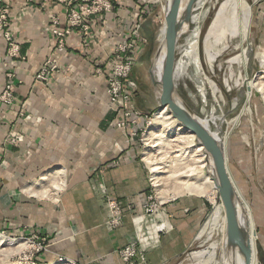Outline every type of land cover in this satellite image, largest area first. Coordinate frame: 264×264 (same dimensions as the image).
<instances>
[{"label": "crops", "instance_id": "0c3cea01", "mask_svg": "<svg viewBox=\"0 0 264 264\" xmlns=\"http://www.w3.org/2000/svg\"><path fill=\"white\" fill-rule=\"evenodd\" d=\"M6 1L20 48L4 66L6 43L0 35V93L10 81L14 95L11 104L0 103V229L45 241L44 258L63 256L78 264H120L117 250L127 244L143 250L145 264L179 257L196 237L197 202L170 205L164 213L166 233L159 239L155 220L144 213L147 168L138 158V130L158 103L150 68L153 91L141 77L154 5L113 0L112 11L95 16L87 33L67 37L57 55L59 71L37 81L34 75L53 47L50 15L63 17V8L53 1L43 7ZM131 38L136 47L130 79L137 86L132 103L140 116L138 125L121 129L108 105L105 77L115 45ZM7 71L13 73L10 79ZM56 169L64 171L59 190L45 179ZM107 199L121 207L117 226L109 224Z\"/></svg>", "mask_w": 264, "mask_h": 264}, {"label": "rangeland", "instance_id": "374dc122", "mask_svg": "<svg viewBox=\"0 0 264 264\" xmlns=\"http://www.w3.org/2000/svg\"><path fill=\"white\" fill-rule=\"evenodd\" d=\"M147 1L154 5L153 12L150 15L152 37L151 40L147 42L145 47V51L148 53V61L143 66H141L143 67V70H141V77H143V79H145L149 85L150 80L147 69L151 68L152 63L155 60L156 52L161 44L164 34V18L162 7L165 0ZM200 2L201 0H195L193 4L194 9L192 10L187 29L180 35L177 41L174 73L175 89L177 94L191 109V111L201 119L206 118L211 130H215V134L223 139L228 171L231 175L236 190L239 193L238 195L240 197L241 207L247 210L246 213L249 211L251 215L254 230L253 236L255 244L257 243L258 249L257 258L259 259L260 264H263L264 0H247L252 8L250 25L251 32L249 40L252 41L253 45L250 51L248 64L246 65L245 69H242V74H246L250 78H255L254 80L258 85H256V87L251 90L250 96L247 100L246 96L244 95L247 87L238 88L236 86H232L230 88L227 87V89L226 87H221V83L224 81V74L229 73L230 66L228 58L235 56L237 53H235V51L233 52L232 50L219 52L217 56H219L218 60H221V66L219 67L218 74L212 73L211 75L213 79L220 85V90L223 96L220 101H216L214 99L212 91L204 79L202 85L200 86L195 82L192 77L193 73H199L200 69L192 61H189L188 67L186 69H179L180 63L183 61V59L185 60L184 53L196 27L199 25L201 29L199 36L200 52L203 51V47L206 44L207 32L212 31V29L216 27L214 13L219 3L216 2L215 5L212 6L210 1H205L204 5H202ZM192 15H198L199 20H192ZM223 38H225L224 40L227 46L235 44L239 40L238 35H233L231 33L230 27L225 32L224 37H222V35L219 33L214 32V34L208 38V43L212 47L213 51L217 52V50L225 48L223 47ZM255 49H260L263 52L262 62H260L258 58L254 57ZM216 64L218 65L219 62H215L214 64V67L217 69L218 66ZM202 73L205 72L202 70ZM149 87L150 90L153 91L152 84H150ZM156 92L158 93L157 86L155 93ZM233 100L236 101L234 106H232ZM158 109H160L159 102L156 104L154 109H152L151 113H148L147 117L149 118V122L143 123V126L141 127L142 129L140 133H138L137 137L138 158L144 162L147 168V193L145 196L144 213L146 215H150V217L155 220L154 225L158 232L157 236H159V239H161L166 233L167 223L165 221L166 215H164L165 210L177 201L183 200L185 203H188V201H196L197 204H194L193 211L201 213L199 227L195 233L196 237L192 240L183 254H181L176 259L165 261L163 264H202L205 257H202L199 254V251L206 249L208 243L212 241V238H208L205 235L198 237V233H200V230L204 227L214 205L209 199L208 195L181 192L180 185H182V183L186 180H192L191 175L187 176L186 173L185 175L183 173L187 167L179 169L173 176L170 175L171 172L164 173L162 176H160L161 178H157L160 179V184H154L155 181L152 178L153 175L150 170V165L146 162V160H144L147 152L153 153V161L160 162V166H163L164 164H172L173 166L175 165L174 167H176L178 165L180 166L179 163L186 159L187 156L185 154V150L190 149L189 146L182 144L180 138L178 137L179 135L168 130L169 134L168 138L166 139L173 140L165 141L160 152L154 150L155 148L152 145L155 142L153 139L147 137V132L151 129L150 119ZM237 113L239 114L237 122L230 123V121L236 115H238ZM157 126L159 128L163 127L162 124H158ZM183 164H185V162ZM149 197L151 198L148 199ZM215 200L220 202L217 191ZM148 203L157 204L156 212L149 213L146 211ZM248 219L249 218H247V220ZM0 235L16 239V243L12 245L0 242V264H62L64 261L68 260L70 261V264H78L72 259L63 256H56L52 259L44 258L42 254L47 249V243L45 241L30 240L28 236L14 235L1 229ZM220 235L221 234L219 233L218 237L216 235L214 239L220 240ZM220 255L221 250L218 248L216 259H219Z\"/></svg>", "mask_w": 264, "mask_h": 264}, {"label": "bare ground", "instance_id": "6f19581e", "mask_svg": "<svg viewBox=\"0 0 264 264\" xmlns=\"http://www.w3.org/2000/svg\"><path fill=\"white\" fill-rule=\"evenodd\" d=\"M205 1H210L212 6H214L216 2L219 3L214 13V20L216 21V27L212 29V31H208L206 34V44L203 47V51H202L203 54L199 50V36L201 29L199 25L196 27L195 31L192 34V38L188 42V46L184 53L185 60L183 59V61L180 63L179 69L180 70H182L183 68L186 69L188 67L189 61H192L200 69L199 73L197 74L193 73L192 77L195 80V82L200 86L202 85L204 79L207 82L208 86L210 87L214 99L216 101H220L223 98L222 92L220 90V85L213 79L211 74L212 73L218 74L219 67L221 66L220 63L221 60H218L219 56H217L219 52H224L226 50H232L233 52L235 51V53L237 54L233 57L228 58V62L230 66L229 73L224 74V81L221 83V87L223 88L226 87V89L227 87L230 88L232 86H236L238 88L247 87L246 91L244 92V95L246 96V100H247L250 96L251 90L254 87H256V85H258L257 82H255L254 80L255 78H250L248 75L242 74V69H245L246 65L248 64L250 51L253 45L252 41L249 40L250 32H251V26H250L251 14H252L251 5L247 2V0H201L200 3L204 5ZM192 20H196V21L199 20L198 15H192ZM229 27L231 28V33L233 35L239 36V40L235 44L227 46L224 40L225 38H223V44H224L223 47L225 48L221 50H217V52L213 51L212 47L208 43V38L212 34H214V32H217L220 35H222V37H224V34ZM163 55H164V47L162 45L153 66L156 75L160 73ZM254 57L258 58L260 62H262L263 52L260 49H255ZM215 62L216 63L219 62L218 65L216 64L218 66L217 69L214 67ZM202 70L205 73H202ZM174 73H175V69H174ZM235 104L236 101L233 100L232 106H234ZM238 118H239V114L236 115L233 119L231 118L232 120L230 121V123L237 122ZM150 120H151L150 121L151 129L147 132V137L153 139V141L155 142L152 145L155 148L154 149L155 151L160 152L161 149L163 148L165 141L173 140V139H166L168 138V134H169L168 130L173 131L175 134L179 135L178 137L180 138L182 144H185L190 147V149L188 148L189 150H185V154L187 156L186 159L182 160L179 163L180 166L179 165L176 166L177 168L174 167L175 165L173 166L172 164L169 165L164 164L163 166H160L159 165L160 162L153 161L154 159L152 157L153 155L152 152L146 153L144 160H146V162L150 165V170L153 175L152 178L155 181L154 184L155 185L160 184L159 182L160 179L157 178H161L160 176H162L164 173L171 172L170 175L173 176L179 169L187 167L183 173L184 175L186 173L187 176L191 175L192 180H186L182 183V185H180L181 192L184 193L187 192L189 194L208 195L209 199L213 202L214 205L208 220L206 221L204 227L200 230V233H198V237L205 235L208 238H212V241L208 243L207 248L199 251V254L202 257H205L202 264H231L229 236L226 226V219L223 213V207L221 202H217L215 200L216 190L214 188V182L212 180V177L215 176V172L210 156L205 153L201 145L195 142L196 140L195 135L188 129H185L181 125H179L176 119L172 117V115L167 111L166 108L163 107L158 109L153 114ZM200 121L207 128V130L210 131V133L214 136V138H216L217 140H221L223 142V139L215 134V130H211L206 118L200 119ZM158 124H162L164 128L163 127L159 128L157 126ZM184 162L185 164H183ZM63 174H64L63 169H56L54 171H51L49 176L45 177V179L50 182V185L54 187V189L59 190L62 189L65 184ZM248 213H247V218H249L248 219V225L250 229L249 236H250V244L252 250L251 264H260L259 259L257 258L258 249H257V243L255 244V240L253 236L254 230H253L251 215L250 213L249 214ZM240 216L242 222H244L243 215L241 214ZM219 233L221 234L220 240H215L214 237L216 235L218 237ZM0 242L12 245L16 243V239L0 235ZM218 248L221 250V255L219 259H216ZM235 261L236 264H242V260L240 256H237ZM69 262L70 261H64L62 264H70Z\"/></svg>", "mask_w": 264, "mask_h": 264}, {"label": "built area", "instance_id": "2783aa9c", "mask_svg": "<svg viewBox=\"0 0 264 264\" xmlns=\"http://www.w3.org/2000/svg\"><path fill=\"white\" fill-rule=\"evenodd\" d=\"M27 2H37L43 7L47 1H53L63 8V17L58 13L50 15V32L53 37V47L51 53L46 57L40 69L35 73L34 80L47 81L50 75L58 72L60 66L57 55L61 54L66 48L67 37L76 31L78 34H85L90 29V23L97 15L108 13L113 9V0H25ZM149 3L147 0H143ZM10 4L6 0H0V35L6 43L4 66L19 54V43L13 38L10 29ZM136 34V29L133 35ZM135 42L131 38L127 41L115 45L111 67L105 77L106 95L108 105L117 113L116 125L118 128L125 129L128 125H138L140 116L139 111L132 103V96L137 86L130 79V73L134 64L133 51ZM98 72L101 70L98 68ZM10 79L13 76L11 71L5 73ZM14 101L13 83L6 82L0 93V103L11 104ZM148 115H144V121L149 122ZM147 125V124H146ZM142 128H139L140 133ZM133 135L136 132L132 133ZM15 138H10L14 142ZM149 197L148 199H150ZM107 206L112 211L109 224L117 226L123 219L121 207L114 199H107ZM157 210L156 203H148L146 211L154 213ZM4 233V232H2ZM30 240L35 238L29 237ZM120 264H144L145 255L141 248L135 244H127L120 247L117 251Z\"/></svg>", "mask_w": 264, "mask_h": 264}, {"label": "water", "instance_id": "95a60500", "mask_svg": "<svg viewBox=\"0 0 264 264\" xmlns=\"http://www.w3.org/2000/svg\"><path fill=\"white\" fill-rule=\"evenodd\" d=\"M194 2L195 0L164 1L162 7L164 34L155 55L156 60L163 45L164 55L161 70L158 75L155 74L154 60L149 72L153 84L158 87L159 107L166 108L179 125L191 131L195 135L196 143L202 146L212 160L215 172L212 180L223 207L229 236L230 263L236 264V257L240 256L242 264H251L252 250L247 213L245 208L240 205V197L227 168L225 145L221 140L214 138L201 123V118L191 111L175 89L174 69L177 41L187 29ZM241 214L244 217V222L241 220ZM262 262L264 264V257Z\"/></svg>", "mask_w": 264, "mask_h": 264}]
</instances>
